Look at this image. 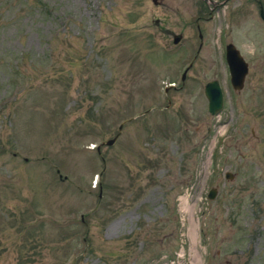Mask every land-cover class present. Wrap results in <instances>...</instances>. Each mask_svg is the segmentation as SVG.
<instances>
[{"label": "rangeland", "instance_id": "obj_1", "mask_svg": "<svg viewBox=\"0 0 264 264\" xmlns=\"http://www.w3.org/2000/svg\"><path fill=\"white\" fill-rule=\"evenodd\" d=\"M220 1L0 0V264H264V22Z\"/></svg>", "mask_w": 264, "mask_h": 264}, {"label": "water", "instance_id": "obj_2", "mask_svg": "<svg viewBox=\"0 0 264 264\" xmlns=\"http://www.w3.org/2000/svg\"><path fill=\"white\" fill-rule=\"evenodd\" d=\"M224 1L225 0L221 2H216L215 4L222 5ZM257 2H258V15L261 19L264 20L262 5L259 0H257ZM213 3L214 2H212V5H214ZM179 37H180L179 34H173L172 42L176 43L179 40ZM224 61L227 67L228 80L231 88L234 90H239L243 85L244 76L247 72L248 65L244 57L239 52L238 48H236V46L232 42H226L224 44ZM188 66H190V62L181 71L180 80L183 79L185 74L184 72L188 68ZM169 85H173V84H169ZM164 90H166V88H164ZM203 94L206 98L207 111L210 114L216 113L222 105V90L219 81L216 78L206 81L203 85ZM120 127H121V123L118 124V130L116 131V133L112 137L102 141V143L111 144L118 136ZM99 146L100 144L96 145L97 152H99ZM224 176L226 178H231L232 173H230L229 171H225ZM215 191H216L215 187H210L207 191V197L212 198Z\"/></svg>", "mask_w": 264, "mask_h": 264}, {"label": "flooded vegetation", "instance_id": "obj_3", "mask_svg": "<svg viewBox=\"0 0 264 264\" xmlns=\"http://www.w3.org/2000/svg\"><path fill=\"white\" fill-rule=\"evenodd\" d=\"M221 1H223V0H221ZM220 1V2H221ZM226 1V0H225ZM225 1H224V3L223 4H225ZM255 2H256V6H257V11H258V2H257V0H254ZM260 1V0H259ZM216 3V2H215ZM260 3H261V5H262V10H263V15H264V5L262 4V2L260 1ZM210 14V13H209ZM208 14V16L207 17H209L210 15ZM261 19V18H260ZM263 22H264V20L263 19H261ZM196 27H197V36H198V39H199V41H198V44H197V49H196V51L195 52H197L199 49H200V46H201V38H202V35H201V32H200V30H199V28H198V24L196 23ZM223 59H224V51H223ZM225 62V61H224ZM226 65V64H225ZM228 72V71H227Z\"/></svg>", "mask_w": 264, "mask_h": 264}, {"label": "bare ground", "instance_id": "obj_4", "mask_svg": "<svg viewBox=\"0 0 264 264\" xmlns=\"http://www.w3.org/2000/svg\"><path fill=\"white\" fill-rule=\"evenodd\" d=\"M182 204H183V207L184 208H188L187 207V200H186V197H183L182 198ZM189 233L191 234V236H194V227H193V224H192V226H191V228H189ZM193 264H198V259H196V261L193 263Z\"/></svg>", "mask_w": 264, "mask_h": 264}]
</instances>
